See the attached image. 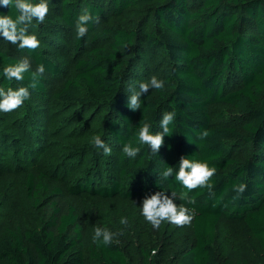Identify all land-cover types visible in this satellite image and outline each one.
<instances>
[{"label":"trees","instance_id":"trees-1","mask_svg":"<svg viewBox=\"0 0 264 264\" xmlns=\"http://www.w3.org/2000/svg\"><path fill=\"white\" fill-rule=\"evenodd\" d=\"M139 4H144L146 15L136 28L109 25L95 30L108 16ZM50 5L60 8L64 23L75 30L80 15L87 12L92 16L87 34L83 38L76 34L77 50L85 48L88 34L95 32L88 48L75 60L69 78L44 54L45 49H20L0 35V88L28 87L30 92L23 103L27 109L24 119L7 120L0 111L4 125L15 132L16 123L27 130L32 127L35 133L47 131L50 103L104 110L103 130L111 149L117 151L118 178L96 188L87 180L69 191L106 198H145L160 191L171 197L172 192L177 196L186 192L188 200H177L194 212V241L173 264H221L214 243L223 218L243 220L264 257V0H51ZM2 15L15 19L19 13L14 6L0 4ZM148 19L155 24L141 31ZM159 53L168 60L159 76L164 88L142 95L141 109L132 111L127 107L128 98L139 91L128 89L125 82L149 73L145 58L153 60ZM24 57L30 59L31 71L41 64L45 68L34 88L29 87L33 83L30 72L22 81L9 80L3 74L5 67ZM214 104L237 109L243 117L241 129L213 126L209 107ZM166 112H175V119L169 125L170 136L164 137V144L154 154L140 143L138 132L145 121L153 134L161 132L160 121ZM205 130L209 135L201 139ZM27 140L38 151V141ZM129 143L140 149L134 158L122 152ZM243 144L252 148V154L236 159L235 147ZM20 149L23 158L29 159L32 147ZM182 156L216 168L211 191H188L175 179ZM168 166L173 167V176L163 179L160 173ZM239 183L247 188L237 198L233 185ZM40 186L29 174L26 188L36 203ZM50 208L39 227L8 229L0 235V264H84L85 228L76 209L59 201ZM88 255L97 264H130L115 240L105 245L92 237ZM143 264H156L150 252H144ZM223 264L250 263L235 259Z\"/></svg>","mask_w":264,"mask_h":264},{"label":"rangeland","instance_id":"rangeland-1","mask_svg":"<svg viewBox=\"0 0 264 264\" xmlns=\"http://www.w3.org/2000/svg\"><path fill=\"white\" fill-rule=\"evenodd\" d=\"M46 2L49 14L42 23L33 19L28 31L36 35L39 47L45 49L44 54L62 68L64 78L72 76L73 64L83 55V50L88 48L95 30L109 25L136 28L146 15L142 9L144 4H139L120 15L108 16L88 34L85 48L77 50L75 28L64 23L60 8L53 9L51 0ZM154 24L153 19H148L146 28L141 31L150 30ZM145 63L149 67V73L141 78L127 80L125 86L128 89L140 91L141 83L149 82L153 76L159 79L168 60L159 53L153 60L145 58ZM149 93L154 94L155 89L150 88ZM93 108H66L50 103L46 124L48 130H42L41 133H35L32 127L27 130V126L20 123L15 125L18 127L17 132L9 130L7 124L4 125V118H0V235L8 229L39 227L50 215L51 203L59 201L64 207L75 208L83 222L84 264H97L88 255V246L97 227L113 233V240L120 245L130 264H143L144 252H150L156 264H173L194 241L192 220L182 227L163 221L159 229H156L141 214L144 198H106L89 192L76 194L69 191L70 187L87 180H92L96 188L111 185L118 178L117 151L111 149L103 130L106 112ZM26 111L22 104L20 108L5 112L3 117L7 120L24 119ZM209 112L213 126L241 129L244 123L240 112L227 104L211 105ZM23 131L24 134L21 133ZM97 135L111 149L110 154L94 145L93 137ZM28 137L38 141V151L34 150L35 145L27 144ZM27 145L32 147V150L28 149L29 159L23 158V150L20 149ZM251 154L252 148L249 145L235 147L236 159L242 160ZM29 174H33L36 184L41 185L38 188L37 203L30 198L26 188ZM174 202L178 206L184 205L177 199ZM189 210L194 216V212L190 208ZM122 218L127 220L126 224L121 223ZM214 248L221 264L235 259H243L250 264L264 263L258 242L239 218L221 220L216 229ZM154 249L156 254L152 255Z\"/></svg>","mask_w":264,"mask_h":264},{"label":"clouds","instance_id":"clouds-1","mask_svg":"<svg viewBox=\"0 0 264 264\" xmlns=\"http://www.w3.org/2000/svg\"><path fill=\"white\" fill-rule=\"evenodd\" d=\"M0 4L5 7H15L19 15L13 19L10 15L0 16V35L4 40L17 44L20 49L35 50L40 46V42L36 35L28 34V26L33 19L43 22L48 14L49 8L46 0H40L39 3H30L27 0H0ZM92 20V16L85 12L78 17L76 23V34L78 38H83L88 32V23ZM44 66L38 65L35 71H31V62L28 57L22 58L15 65H9L4 68L3 74L9 79H15L16 81H22L26 73H31V79L33 83L29 87L34 88L36 86L35 81L44 73ZM165 82L159 80L157 77H151L147 83H141L139 85L140 91L135 92L128 98L127 107L132 111L141 109V96L145 95L151 89H163ZM30 97L28 87H19L13 90L12 88L6 91L0 88V111L10 112L20 107L25 100ZM175 112H166L161 121V132L153 134L151 132V124L143 122L138 132V139L141 144L149 146L152 153L156 154L164 144V137L170 136L171 129L169 125L175 119ZM209 133L205 130L201 134V139L207 137ZM93 143L97 148H103L106 154H110L111 149L105 145L104 141L99 135L93 137ZM140 149L133 147L130 143L125 144L122 148V152L131 158L138 155ZM173 167L168 166L164 169L160 175L163 179H168L173 176ZM216 174V168L210 167L206 162L189 160L186 157H181L179 160L178 171L175 172V179L186 188L188 191H192L197 188H207L211 191L213 188L210 183L211 178ZM247 185L245 183H239L233 185L234 191L237 193V198L240 194L246 191ZM188 200L186 192H182L177 196L176 192L171 193V197L165 195L164 192H156L148 197H145L142 201V215L147 222H149L154 228L159 229L163 221H168L176 226H184L189 224L193 219L190 214L189 208L184 205H177L174 201L176 199ZM190 203H194V200H189ZM122 224H126L125 218L121 219ZM94 242L102 241L103 244L109 245L113 241V233L107 229L95 228L94 229ZM156 254L154 249L152 255Z\"/></svg>","mask_w":264,"mask_h":264}]
</instances>
